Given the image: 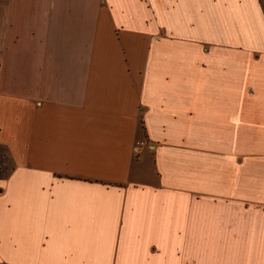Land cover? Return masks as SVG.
Instances as JSON below:
<instances>
[{"label":"crops","instance_id":"crops-1","mask_svg":"<svg viewBox=\"0 0 264 264\" xmlns=\"http://www.w3.org/2000/svg\"><path fill=\"white\" fill-rule=\"evenodd\" d=\"M0 41V264H264V0H0Z\"/></svg>","mask_w":264,"mask_h":264},{"label":"rangeland","instance_id":"rangeland-1","mask_svg":"<svg viewBox=\"0 0 264 264\" xmlns=\"http://www.w3.org/2000/svg\"><path fill=\"white\" fill-rule=\"evenodd\" d=\"M0 69H1V47H0ZM139 125L143 126L141 116H139ZM140 134H142V133H140ZM137 142H142L141 146H144V148L147 150H151V147H149V144H150L149 140L147 141L145 138L135 139V144H137ZM8 162H9V160H8L7 154L1 153L0 154V175L5 174L6 172L9 171L11 165Z\"/></svg>","mask_w":264,"mask_h":264},{"label":"built area","instance_id":"built-area-1","mask_svg":"<svg viewBox=\"0 0 264 264\" xmlns=\"http://www.w3.org/2000/svg\"><path fill=\"white\" fill-rule=\"evenodd\" d=\"M142 142H137V144L135 145V147L137 146V145H139V144H141Z\"/></svg>","mask_w":264,"mask_h":264}]
</instances>
